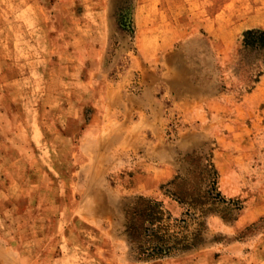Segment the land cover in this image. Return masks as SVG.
I'll return each instance as SVG.
<instances>
[{
  "label": "rangeland",
  "instance_id": "1",
  "mask_svg": "<svg viewBox=\"0 0 264 264\" xmlns=\"http://www.w3.org/2000/svg\"><path fill=\"white\" fill-rule=\"evenodd\" d=\"M254 28L264 0H0V264H264ZM140 197L198 243L148 256Z\"/></svg>",
  "mask_w": 264,
  "mask_h": 264
},
{
  "label": "trees",
  "instance_id": "2",
  "mask_svg": "<svg viewBox=\"0 0 264 264\" xmlns=\"http://www.w3.org/2000/svg\"><path fill=\"white\" fill-rule=\"evenodd\" d=\"M241 46L259 53L264 68L263 30L254 28L243 31ZM193 218L194 216L191 219ZM169 222L170 218L166 216L158 202L140 197L136 203V209L130 214L126 231L130 239L140 240L138 241L140 246L150 253L148 255L150 257L188 250L198 243V232L185 233L188 228L185 219L174 220V227L178 231H173Z\"/></svg>",
  "mask_w": 264,
  "mask_h": 264
},
{
  "label": "crops",
  "instance_id": "3",
  "mask_svg": "<svg viewBox=\"0 0 264 264\" xmlns=\"http://www.w3.org/2000/svg\"><path fill=\"white\" fill-rule=\"evenodd\" d=\"M155 19L153 18V17H151L150 15H148L147 17H146V22H151V23H153V21H154ZM175 28V27H174ZM177 28H179L178 26H177ZM179 32H181V30H178ZM140 97V96H139ZM130 101H132V104L134 105V99H131ZM138 101L140 102V105H139V107H141V108H143L144 109V107H145V103L141 100V99H138ZM128 111L130 112V113H132V112H134V107L132 106V107H128ZM140 112L141 111H143V110H139ZM12 116H14V115H12ZM21 124V123H20ZM19 124V125H20ZM19 125L17 126L18 128H19ZM21 127H23V125H20ZM2 146H6L7 147V145L6 144H1ZM4 148V147H3Z\"/></svg>",
  "mask_w": 264,
  "mask_h": 264
}]
</instances>
